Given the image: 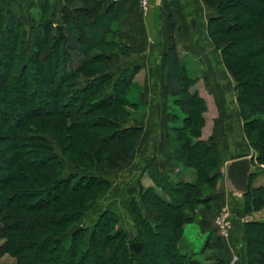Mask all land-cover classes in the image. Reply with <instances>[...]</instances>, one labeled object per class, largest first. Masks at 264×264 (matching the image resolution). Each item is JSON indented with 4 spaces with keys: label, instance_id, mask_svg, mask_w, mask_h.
<instances>
[{
    "label": "trees",
    "instance_id": "16d2710c",
    "mask_svg": "<svg viewBox=\"0 0 264 264\" xmlns=\"http://www.w3.org/2000/svg\"><path fill=\"white\" fill-rule=\"evenodd\" d=\"M86 1L78 8L62 7L58 29L48 18L51 0H43L37 26L31 27L30 55L22 20L10 11L0 13V128L12 129L0 136L5 239L0 256L9 254L16 264H201L182 246L183 229L197 207L216 211L222 162L214 141L201 138L206 105L191 89L196 81L187 76L173 39L179 29L173 16L166 20L165 95L183 116L167 114L166 139L179 170L149 169L153 185L141 187L130 202L132 235L115 205L100 211L91 228L81 225L111 188L92 168L115 171L130 160L146 113L142 89L133 81L142 68L124 64L113 75L116 60L132 52L110 27L115 4L100 14L99 3ZM203 2L214 13L206 23L207 37L236 83L243 135L254 151L251 163L264 165V0ZM245 6L249 10L242 13ZM222 36L224 43L218 41ZM62 158L73 172L64 170ZM259 176L252 171L242 198L246 214L264 210V184L253 185ZM140 204L152 219L145 218ZM243 229L241 264H264V220L249 221ZM136 243L140 249L133 252L130 245ZM207 250L210 264H226L225 244L215 228L200 252Z\"/></svg>",
    "mask_w": 264,
    "mask_h": 264
},
{
    "label": "crops",
    "instance_id": "0c3cea01",
    "mask_svg": "<svg viewBox=\"0 0 264 264\" xmlns=\"http://www.w3.org/2000/svg\"><path fill=\"white\" fill-rule=\"evenodd\" d=\"M42 1L0 0V13L10 11L22 20L24 26H31L34 18L39 16L38 6ZM86 2V0L83 2L82 0H51L48 18L53 20V25L60 29L61 8L64 6L69 9L78 8ZM93 2L99 3L98 13L100 14L111 4L110 0H93ZM113 6L112 12L116 17L110 27L112 31L117 30V41L132 49L130 57L121 58V61H125L122 62L123 64L142 68L141 71L144 72L141 80L144 83L142 95L145 99L142 102L145 106L147 105V111L150 114H156L155 119L151 117L144 121L143 117L141 118L143 121L139 123L143 131L130 158L134 164L141 165L134 170V177L132 176L134 184L139 188L129 202L138 197L141 187L147 188L153 185L149 169L174 173L179 170V167L174 166L172 162L173 153L166 139V129L169 124L167 114H164L167 111V101L170 100L165 95L166 71L163 61L168 45L166 20L170 16H173L179 25L173 39L183 52L187 76L196 81L198 95L205 101L204 128L207 125L210 126L208 133L201 132V138L214 141L221 156V164L224 166L233 159L247 157L252 159L254 152L243 135V122L237 107L234 91L236 83L223 66L221 52L209 47L206 23L211 13L212 15L214 13L207 9L203 0H150L147 10L143 12L138 8L136 0H122ZM251 165L255 173H261L264 169V165L259 166L256 163ZM225 170L226 166L224 172ZM216 194V210H219L220 205H227L232 212L236 208H239V211L243 210L242 198L230 194L224 181L219 183ZM128 205L130 208V204ZM142 209L147 213H144ZM140 210L145 218H153L149 210L141 204ZM213 216L214 213H209L201 207L197 208L190 223L195 225L194 237L205 242L208 233L214 229ZM190 248L193 251L192 243Z\"/></svg>",
    "mask_w": 264,
    "mask_h": 264
},
{
    "label": "rangeland",
    "instance_id": "374dc122",
    "mask_svg": "<svg viewBox=\"0 0 264 264\" xmlns=\"http://www.w3.org/2000/svg\"><path fill=\"white\" fill-rule=\"evenodd\" d=\"M243 9L241 10L242 13L245 10H249L248 6H245ZM210 11L213 12L212 10H210ZM211 16H212V13H211ZM89 18H91V17H89ZM35 20L36 21L38 20V16H36L34 18V23H32L31 26H37V22H35ZM24 21H26V19H24ZM31 26L30 25L24 26L25 32L27 34L26 48H27L28 55L31 54L32 46H33L32 41H33V37H34L33 35L35 34L34 29L33 30L30 29ZM229 36H232V35H229ZM226 39L227 38L224 36L218 37V41L220 43H224L226 41ZM208 41H209V47H211L214 50V46H213L212 42L209 39H208ZM257 45H259V47L262 46L261 43L257 44ZM122 62H125V61H121L120 58H118L116 60L115 66H113V68H112L114 76L120 72V70H121L120 68L122 67V65H124ZM125 65H127V64L125 63ZM143 73L144 72L141 71L138 74V76H136L135 79L133 80L135 83H137V85H139L138 86L139 89L140 90L142 89V92L139 96V97H141V100H145L143 95H142L143 89H144L143 88L144 83H143V81H141L142 77H143ZM191 89L195 90L198 94V91L196 90L197 86L194 85L193 88H191ZM134 91H135V89H134ZM171 101L172 100L167 101L168 102L167 109H166L167 111H165L164 114L166 115L168 113H173V114L179 115V117L181 118L183 116L181 111L176 106H173ZM145 111H146L145 115L142 116V118L144 117L143 118L144 121L146 119H151V117H153L155 119L156 114L155 113L150 114L147 111V105H146ZM138 115L139 114H137V113H133L132 117H137ZM204 116H205V113H204ZM154 119H152V120H154ZM53 120L56 121L57 119H53ZM126 125H128V124H126ZM204 126H205V124H204ZM204 126H203L201 132H203V133L207 132L208 133V129H209L210 125H207L205 128H204ZM10 132H12V129L7 128V126H5V125L3 126V128H0V133H1L0 136L8 135ZM47 137H48L49 142L52 143L55 152L57 154H59L58 142L54 141L53 134L51 132H49ZM61 161L63 162L62 165H63L64 170H66V172H68V171L73 172L74 171L70 166H68L65 163V160L63 158L61 159ZM1 165L5 166L4 163H1ZM83 166L90 168L87 165H83ZM139 166H141L140 163L134 164V162L129 160V162L122 164L119 170H115V171L108 169V167L106 165L105 166H95L94 168H92L91 172L93 174L100 175V176L106 178L111 183V188H110L109 192L106 194L105 198H103L100 202H98L95 205V207H93L91 210L88 211V213L86 214V217L84 218V220L81 223L82 226L91 228L92 224L96 221L98 215L101 213L100 211L106 209L107 207L115 205L117 207V209L122 214L121 224L124 225V227L126 228L128 233L130 235H132V232H133L132 216H131V213L129 211V207H128L129 205L128 204H130V202H129L130 199L132 197H134V195L137 192V188H139L138 185L134 184V180H133L134 170H136ZM224 169H225V166L220 164V172H221L222 176L225 174ZM263 172H264V169H263V171H261V176L256 178V180L254 181V183H253L254 186H260V185L264 184V173ZM220 180L225 182V180H223V177H221ZM112 202H113V204H112ZM127 207H128V210L126 211L125 209ZM236 207L237 206H235V208ZM197 208H196V211H197ZM238 209L236 208V210L232 212V210H230V208H228L227 205H220L219 210H216L217 212H214V216H213V220H212L213 221L212 223H213L215 229H216V224L214 222H215V219L217 217H219L220 221L225 224V227H224L225 233L224 234L221 233V234H217V235H218V237H220V239H222L224 241V244H225L224 259H225L226 264H241V262L243 260V255L245 252L244 241H243V238H244V229L243 228H244L245 223L252 221V220H255V221H263L264 220V210L261 211L260 213H256V214H253V213L252 214H249V213L246 214L244 208L242 211H239ZM142 210H144V209H142ZM142 210H140V211H142ZM144 213H147L146 210H144ZM195 214H196V212H195ZM194 227H195L194 224H192V225L187 224V226L183 229L182 246H185L189 253H194L193 257L195 259H197L201 264H208V263L210 264L211 261L208 260V256L210 255V251L207 250V252L205 254L200 252L201 244H202V242H204V240H200V239H197V237H194V229H195ZM1 228H2V224L0 223V246L5 244V239L2 237V229ZM190 243H192V245H193V249H192L193 251L190 250L191 249ZM16 262H17V260L14 257L10 256L9 254H4V255L0 256V264H16Z\"/></svg>",
    "mask_w": 264,
    "mask_h": 264
},
{
    "label": "water",
    "instance_id": "95a60500",
    "mask_svg": "<svg viewBox=\"0 0 264 264\" xmlns=\"http://www.w3.org/2000/svg\"><path fill=\"white\" fill-rule=\"evenodd\" d=\"M225 166L224 180L227 191L238 198H243L249 189L250 175L252 174L251 158L233 159ZM130 249L133 252L139 251L140 245L138 243L131 244Z\"/></svg>",
    "mask_w": 264,
    "mask_h": 264
},
{
    "label": "built area",
    "instance_id": "2783aa9c",
    "mask_svg": "<svg viewBox=\"0 0 264 264\" xmlns=\"http://www.w3.org/2000/svg\"><path fill=\"white\" fill-rule=\"evenodd\" d=\"M112 3H118V2H121L122 0H110ZM149 2L150 0H137V3H138V8L140 9L141 12L143 11H146L148 6H149ZM216 224V230H217V234H221V233H225V224L223 222L220 221V218L217 217L215 219V222Z\"/></svg>",
    "mask_w": 264,
    "mask_h": 264
}]
</instances>
